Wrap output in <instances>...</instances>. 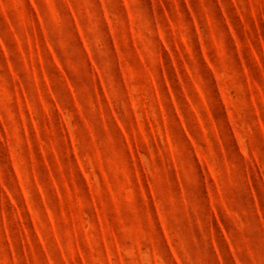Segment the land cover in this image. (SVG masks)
Segmentation results:
<instances>
[{"label":"rangeland","instance_id":"374dc122","mask_svg":"<svg viewBox=\"0 0 264 264\" xmlns=\"http://www.w3.org/2000/svg\"><path fill=\"white\" fill-rule=\"evenodd\" d=\"M0 264H264V0H0Z\"/></svg>","mask_w":264,"mask_h":264}]
</instances>
